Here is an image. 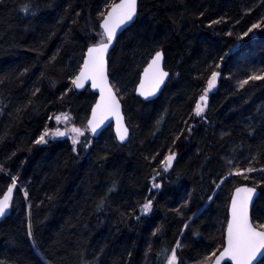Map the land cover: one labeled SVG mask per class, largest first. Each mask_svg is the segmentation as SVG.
Here are the masks:
<instances>
[{
    "label": "trees",
    "instance_id": "obj_1",
    "mask_svg": "<svg viewBox=\"0 0 264 264\" xmlns=\"http://www.w3.org/2000/svg\"><path fill=\"white\" fill-rule=\"evenodd\" d=\"M107 2L55 0L51 7H47L49 0L0 2V77L5 79L0 84V107L5 109L0 115V164L4 165L0 196L11 177L18 176L9 215L0 225L3 264H82V252L94 261L101 249V264H157L155 252L162 245L171 248L178 238L184 244L182 259L194 264L193 258H202L223 244L235 188L252 186L251 180L235 176L218 188L212 181L219 183L226 174V158L236 155L243 167L246 158L256 154V146L264 143V80L250 81L242 89L238 86L254 73L264 74V29L240 39L252 23L264 19V0H140L139 19L120 35L110 55L113 82L121 86L130 125V142L119 144L109 127L98 138L86 133L92 147L84 152L77 145L79 157L72 152L70 137L43 146L33 144L45 126L62 128L63 124L47 120L53 113L69 112L76 126L86 124L97 99L89 89L68 93L63 100L58 97L71 86L68 77L86 52L87 39L81 29L99 31L97 12ZM26 3L39 5V14L21 13L18 9ZM76 12L81 14L78 23L72 24ZM220 17L226 22L211 24ZM69 28L74 44L64 43ZM229 31L231 36L226 34ZM58 48L57 67L46 68ZM158 48L165 53L171 77L159 98L144 102L136 88L141 70ZM25 68L29 71L20 75ZM212 71L221 75L209 93L205 123L194 116L193 109ZM33 87L40 88L33 98V105L39 107L34 111L30 106L17 119L15 108L27 102ZM161 116L164 119L157 131ZM188 125H195L192 134L185 132L173 146V138ZM253 128L255 133L250 136ZM225 132L230 135L222 136ZM169 147L177 153V160L165 174L153 213L141 217L139 223L121 222L122 214H131L149 195L152 170ZM157 152L156 162L150 164L145 157ZM103 155L107 161L100 159ZM252 166L264 168V154ZM252 176L257 182L262 179L259 173ZM113 183L116 188L108 204L98 210V200ZM189 194L190 203L181 208L184 215L172 211ZM256 209L264 215V198L256 200ZM188 217H193L192 227L199 235L184 230L180 237ZM29 225L33 238L27 235ZM161 226L162 234L153 237L152 232ZM149 242L153 252L146 259Z\"/></svg>",
    "mask_w": 264,
    "mask_h": 264
},
{
    "label": "snow or ice",
    "instance_id": "obj_2",
    "mask_svg": "<svg viewBox=\"0 0 264 264\" xmlns=\"http://www.w3.org/2000/svg\"><path fill=\"white\" fill-rule=\"evenodd\" d=\"M2 2V0H0ZM55 0H49L47 7H51ZM70 7V6H69ZM25 16L31 15L35 17L39 14V5L33 7L31 4H23L18 9ZM65 11H68L65 9ZM143 9L140 8V0H109L103 9L97 12V19L99 21V31L95 28H88L85 32L87 42L85 44L86 52L82 57V62L78 64L75 72L71 73L68 77L70 87L58 97L63 100L64 96L68 93H74L75 90L85 89V86L90 83L91 88L97 89L99 98L95 101V104L91 107L90 116L83 127L76 126L74 117L69 112H61L59 114L53 113L47 117V120H55L57 125L63 124L64 127L61 129L59 126L54 128L44 127L42 132L37 138L34 139V145H47L50 140L54 141L57 138L70 137L72 143V152L76 157L80 156V151L77 149V145L80 146V150L87 152L92 147V142L86 133H90L95 136L99 129H101L106 122L111 118H115L116 121V134L121 144L130 142L129 128L130 125H126L125 115L122 112L121 105V86L116 81L114 71H110V68H114V61L110 65L109 50L115 51V46L119 43L118 34H122L129 27L136 23L139 19ZM251 11V9H249ZM71 15V13H69ZM80 12L75 13V18L72 19V24L78 23ZM204 13L201 12L200 16ZM90 17V14H89ZM63 17L61 18V20ZM61 21H58V23ZM89 18V23H90ZM226 22L225 17L211 21V24H220ZM239 23V21H236ZM211 24L209 26H211ZM264 29V19L258 22L252 23L250 27L244 31L240 39L248 36L249 33L254 30ZM71 28L64 33V43L74 44L75 40L70 35ZM231 36L232 32L226 33ZM61 49L58 48L53 53L45 65L47 68L49 65L52 68L57 67L56 61L60 54ZM223 59V57H221ZM165 53L162 48L155 50L154 55L151 56L147 67L143 69V78L140 79L136 91L145 100L150 97H154L158 92L161 91V87L165 84L166 79L170 73L164 68ZM220 67L219 64L216 65ZM29 71L28 68L24 69V75ZM41 77H45V72H41ZM176 75H179L178 73ZM220 72L212 71L206 82V87L199 95L198 100L195 102L193 114L195 117H199L202 122H208V116L206 112L209 110V93L216 88ZM19 77H17L18 79ZM50 79V78H49ZM264 80V74H252L246 79L238 82L239 88H244L250 81ZM5 83V79L0 77V84ZM55 86V82H53ZM40 92L39 87H33L30 91V96L27 102L23 106H17L14 111V115L17 119H20L21 112L27 111L31 106L35 111L38 105H33V98ZM5 109L0 107V115L4 114ZM164 117L161 116L157 120V131L159 125L163 122ZM187 122H185L186 124ZM195 125H188L186 128H182L178 135L173 138L172 144L180 139V136L184 135L185 132L191 135ZM255 129H250L249 135H254ZM230 135L229 132L222 133V136ZM81 137L84 140L81 141ZM3 140V137H0ZM240 147L239 145L237 146ZM235 152V150H233ZM264 154V143L256 146V154L247 157V163L241 167V161L238 160L236 155L226 158L227 172L220 178L219 183L214 179L213 185L217 188L225 181L229 180L230 177H241L244 181H252V186L242 185L235 188L234 194L231 198V217L227 222L226 235L224 242L215 250H209L208 254L203 255L202 258H193L194 264H223L225 260H229L232 264H254L257 261L258 256H264V215L256 209L257 199L264 198V168L257 169L252 166L254 161H257L258 157ZM15 153H12L7 159H11ZM159 153H155L150 157H145L149 163L156 162V157ZM101 160L107 161V155L100 157ZM177 160V153L172 151V148L167 149V154L164 155L159 161L158 166L153 168L150 176V188L148 189L149 195L145 198L144 202L139 204L137 209H134L131 214H122V221L124 219H131L134 222L139 223L141 217H147L153 213L154 205L156 203V196L164 189L165 186V174L170 173L173 170L174 162ZM0 171H4V165L0 164ZM253 173H259L261 181L257 182L252 176ZM180 179L177 174V180ZM18 176L11 177V184L7 187L6 192L0 196V218L5 217L6 212L12 205L14 189L17 187ZM170 183V181H169ZM260 188V192H257V188ZM116 185L113 183L108 191L100 197L97 202V209L103 210L108 204L111 197V193L115 190ZM155 190V191H153ZM23 195L25 198L28 197L27 190H24ZM190 195L185 199L184 203L175 209H172L175 213L183 216L184 213L181 208H186L190 203ZM209 199L212 197L209 196ZM51 201L52 197H48ZM138 212L139 214H135ZM195 214H193V217ZM193 217H188L182 226L180 237L184 236V230H190L193 235H199V233L192 227L195 223ZM255 221V222H254ZM162 227H157L152 232V236H157V233L162 234ZM27 235L29 238H33V232L31 225H29ZM33 246L35 247V240L33 239ZM184 244L181 239H176L174 245L169 248L167 245H162L158 251L155 252L157 264H186L187 258L182 259ZM153 252L152 244L149 242L145 251V258L147 259ZM103 255V249L96 254L94 261H88L84 258V253H81L82 264H101V256ZM131 252H129V258ZM43 260V257H41ZM3 264V261H0ZM44 264H52L51 261H45ZM258 264H264V258H262Z\"/></svg>",
    "mask_w": 264,
    "mask_h": 264
},
{
    "label": "water",
    "instance_id": "obj_3",
    "mask_svg": "<svg viewBox=\"0 0 264 264\" xmlns=\"http://www.w3.org/2000/svg\"><path fill=\"white\" fill-rule=\"evenodd\" d=\"M129 28H130V27H129ZM120 35H121V34H118V38L120 37ZM111 53H112V50L110 49V50H109V56H110ZM146 67H147V66H146ZM164 68H165V60H164ZM142 78H143V74L141 75V78H140V79H142ZM169 79H170V75H169V77L166 79L165 84L161 87V91L158 92L156 96H154V97H150L148 100H145L142 96H140V95L138 94L137 91H136V95H137L139 98H141L144 102H151V101H154V100H156L157 98H159V96L162 94V92H163V90L165 89V87H166V85H167ZM137 86H138V85H137ZM88 88L90 89V91H91L92 93L98 95V96H97V99H98V98H99L98 90H97V89H93V88H91L90 83L87 84V85L85 86V89H80V90H75V91H76L77 93H83V92L86 91ZM136 89H137V88H136ZM121 105H122V103H121ZM122 112H123V105H122ZM123 113H124V112H123ZM124 123L127 125V123H126V118H125ZM109 127H113V130H114V134H115L116 140L118 141L119 144H121L120 141L118 140V138H117V134H116V121H115V118H111L108 122H106L105 125H104L101 129L98 130V132H97V134L95 135V137H99V136L102 134V132H104V131H105L107 128H109ZM129 134H130V129H129ZM130 135H131V134H130ZM127 143H128V142H125V143H123V144H121V145H125V144H127ZM234 191H235V190H234ZM257 192L259 193L260 191L257 189ZM233 194H234V192H233ZM233 194H232V196H233ZM231 198H232V197H231ZM254 200L256 201V200H257V197H254ZM9 210H10V208H9ZM9 210L6 212L5 217L0 218V225H1V223L7 218L8 213H9ZM230 217H231V200H230V205H229V210H228V220L230 219ZM225 235H226V232H225ZM262 258H264V256H258V257H257V261H254V264H258V262H259ZM223 264H232V262L229 261V260H225V261L223 262Z\"/></svg>",
    "mask_w": 264,
    "mask_h": 264
},
{
    "label": "bare ground",
    "instance_id": "obj_4",
    "mask_svg": "<svg viewBox=\"0 0 264 264\" xmlns=\"http://www.w3.org/2000/svg\"><path fill=\"white\" fill-rule=\"evenodd\" d=\"M147 66V65H146ZM146 66L144 67V68H146ZM143 68V69H144ZM143 69L141 70V75L143 74ZM165 70L166 71H168L167 69H166V67H165ZM169 72V71H168ZM170 73V72H169ZM170 77H171V73H170ZM140 78H141V76H140ZM170 80V79H169ZM140 81V80H139ZM169 82V81H168ZM139 84V83H138ZM91 92V91H90ZM92 93V92H91ZM94 94V93H93ZM96 97L98 96V95H96V94H94ZM97 100V99H96ZM121 103H122V101H121ZM122 105H123V103H122ZM123 112H124V107H123ZM113 132H114V130H113ZM130 134H131V130H130ZM114 136H115V134H114ZM116 138V137H115ZM130 138H131V135H130ZM118 142V141H117ZM17 186H18V184H17ZM248 186V185H247Z\"/></svg>",
    "mask_w": 264,
    "mask_h": 264
},
{
    "label": "rangeland",
    "instance_id": "obj_5",
    "mask_svg": "<svg viewBox=\"0 0 264 264\" xmlns=\"http://www.w3.org/2000/svg\"><path fill=\"white\" fill-rule=\"evenodd\" d=\"M61 127H62L61 129H63L64 125H63V126L61 125ZM183 249H184V248H183ZM186 264H188V262H186Z\"/></svg>",
    "mask_w": 264,
    "mask_h": 264
}]
</instances>
